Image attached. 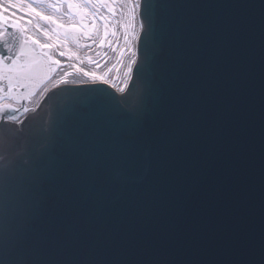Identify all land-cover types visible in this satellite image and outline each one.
Returning <instances> with one entry per match:
<instances>
[{
  "label": "water",
  "instance_id": "1",
  "mask_svg": "<svg viewBox=\"0 0 264 264\" xmlns=\"http://www.w3.org/2000/svg\"><path fill=\"white\" fill-rule=\"evenodd\" d=\"M142 5L125 95L0 124V264H264V0Z\"/></svg>",
  "mask_w": 264,
  "mask_h": 264
},
{
  "label": "snow or ice",
  "instance_id": "2",
  "mask_svg": "<svg viewBox=\"0 0 264 264\" xmlns=\"http://www.w3.org/2000/svg\"><path fill=\"white\" fill-rule=\"evenodd\" d=\"M6 3L7 6L0 4V124L17 120L16 115L4 116V113L20 111L19 108L3 101L6 98H14L13 93L21 89L25 90L26 94L15 98L30 99L34 96L37 90L51 81L57 70L64 66L57 56L67 61L83 63L78 52L69 47L70 44L91 47L87 41H92L98 42L100 48L111 47L108 37L110 34L115 37L117 33L114 27L109 26L110 16H116L121 3L126 5L127 12L124 14L126 19L123 23L125 49L120 51V60L116 67L117 79L120 67L124 66L123 57L126 52L130 54L131 59L124 73L123 87L117 91L127 92L129 82L133 78L134 66L137 65V50L134 44L140 38L136 13L143 7L141 0H6ZM36 5H46L51 9V14ZM65 8L67 11H64ZM101 9H106L110 16L102 15ZM98 20L102 21V29L97 23ZM146 22L150 23V20L142 16L139 31H143ZM40 36L44 37L45 42L41 41ZM88 62L97 63L91 57H88ZM71 67L94 82L109 84L107 73L98 75L96 72L84 71L75 64ZM70 75L71 72L66 73L55 83L67 84V76ZM110 86L116 87L114 84ZM23 111L27 112L28 109L25 107Z\"/></svg>",
  "mask_w": 264,
  "mask_h": 264
},
{
  "label": "rangeland",
  "instance_id": "3",
  "mask_svg": "<svg viewBox=\"0 0 264 264\" xmlns=\"http://www.w3.org/2000/svg\"><path fill=\"white\" fill-rule=\"evenodd\" d=\"M36 7L40 8L42 11H45L46 13H49L51 14V9L47 8L46 5L42 6V5H36ZM120 8H121V4L118 6V11H117V14L115 17H111L110 14L107 12L106 9H101V14L102 15H105V16H110V28L114 27L115 28V31L117 33V35L115 37H113L111 34L109 35L108 37V40L111 41V47H104V48H100L99 47V44L98 42L97 43H92V41H87V43L91 44L92 47H78L76 46L75 44H70L69 47L71 48H75L76 51H81V52H85L86 54V58L88 57H91L93 58L94 60L96 61H99L101 59V62L106 58L105 57H110V54H112V58L115 56V54L118 52V51H121V50H124L125 49V45H124V28H123V25H122V35L120 36L119 35V31L117 30V24H116V19L117 17L120 15ZM64 11H67V9L65 8ZM126 17H124V21H125ZM98 24L101 25V29H102V21H97ZM136 23H137V20H136ZM47 26V25H46ZM137 31H138V24H137ZM129 39H131V37H129ZM116 40H119L118 42V45L116 47H113L114 43ZM135 46V44H134ZM113 49H116L115 51ZM73 50V49H72ZM110 52V53H109ZM58 57V56H57ZM131 57H130V54L129 53H125L124 57H123V67H120L119 69V79H117V72H116V67L119 63V60H120V56L117 58V60H114L113 61V68L111 69V71H109L110 69H108V67L106 68V64L108 65V63L111 61H107L100 69L96 70L95 72L98 74V75H104L105 73L108 74V79H109V82H111V84H114L116 86L117 89H119L124 80H125V77H124V73L126 72V68H127V64L129 63ZM68 64H65L63 63V67L60 68L59 72L56 74V77H55V80L49 85V86H45L43 88V90L41 92H39L30 102V107L31 106H35L38 101L41 100V98L44 96V93L47 89H49L54 82H56L57 80H59L62 76H65L66 73L68 72H71V65L75 64V65H79L82 67H84V63H80L79 61H67ZM80 63V64H79ZM72 73V72H71ZM113 74V76H112ZM87 79H90L89 77H87Z\"/></svg>",
  "mask_w": 264,
  "mask_h": 264
},
{
  "label": "bare ground",
  "instance_id": "4",
  "mask_svg": "<svg viewBox=\"0 0 264 264\" xmlns=\"http://www.w3.org/2000/svg\"><path fill=\"white\" fill-rule=\"evenodd\" d=\"M0 4H4L5 6H7L6 0H0ZM11 11V10H10ZM120 15L117 17L116 19V24H117V30L119 31V35L121 36L122 33V25L124 23V17H126V15H124L127 12V8L126 5L124 3H121V8H120ZM137 23H138V33L139 31V23H140V19L138 17V11H137ZM44 27H47L46 25H43ZM39 35V34H38ZM41 39L42 42H45L44 37L40 36L39 37ZM119 40H116L113 47H116L118 45ZM71 48V47H70ZM73 49V51H76L75 48H71ZM78 52L79 56L81 57V59L83 60V63L85 64L84 67L79 66L80 68H82L84 71H88V72H95L96 70L100 69L107 61L111 60L108 65L106 64V68L108 67V69H112L113 67V61L117 60V58L120 56V51H118L115 56L112 58V54H110V57H105L106 60L104 59L101 62V59L99 61H96L92 58L93 61H96L97 63H89L88 62V58H86V53L85 52H81V51H76ZM110 53V52H109ZM58 59H61L62 63L68 64L67 60L63 57H59ZM80 64V63H79ZM112 67V68H111ZM72 75L67 76V80H70V83H72L73 80H75L76 83H101L100 81H92L91 79H87V77L83 76L82 72H76L75 68L72 67L71 69ZM113 76V74H112ZM59 86L60 84H54V86ZM20 117V115H19Z\"/></svg>",
  "mask_w": 264,
  "mask_h": 264
}]
</instances>
